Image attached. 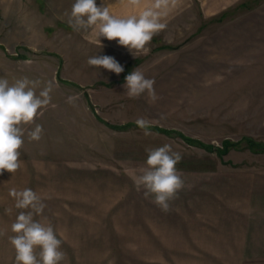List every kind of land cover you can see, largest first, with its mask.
Returning a JSON list of instances; mask_svg holds the SVG:
<instances>
[{"label": "rangeland", "instance_id": "374dc122", "mask_svg": "<svg viewBox=\"0 0 264 264\" xmlns=\"http://www.w3.org/2000/svg\"><path fill=\"white\" fill-rule=\"evenodd\" d=\"M155 2L141 0L132 7L127 0H96L97 6L103 4L118 16L138 15L145 8L160 13L165 27L146 51L134 56L115 40L101 38L103 48H99L93 29L71 26L75 0H0V78L10 85L23 78L38 82L37 95L49 85L52 89L50 103L39 110L34 123L22 126L19 169L62 171L66 186L93 188L104 210L115 214L114 232L129 234V240H135L137 227L133 232L134 225L124 220L121 211L131 213L136 205L129 202H136V197L144 199L145 220L161 224L163 234L173 212L180 214L179 222L188 224L192 215L203 217L202 208H222L228 202L247 205L250 181L264 176L260 150L264 146V0H167L159 8ZM94 55L114 57L124 71L117 75L89 66L87 60ZM129 62L133 66L126 68ZM137 67L155 81L159 99L154 103L147 93L138 98L126 94L123 77ZM140 118L148 122L146 129L137 126ZM105 122L131 125L116 129ZM36 124L43 128L38 141L28 135ZM248 137L255 147L247 145ZM226 141L232 143L219 155L213 148H224ZM165 144L181 154L176 167L184 181L167 212L135 184L146 166V149ZM147 229L151 230L146 227L145 234ZM239 249L234 258H179L168 253L143 261L264 264L263 243H240ZM78 262L135 264L136 260Z\"/></svg>", "mask_w": 264, "mask_h": 264}, {"label": "crops", "instance_id": "0c3cea01", "mask_svg": "<svg viewBox=\"0 0 264 264\" xmlns=\"http://www.w3.org/2000/svg\"><path fill=\"white\" fill-rule=\"evenodd\" d=\"M254 183L250 181L247 205L239 207L237 202H228L222 208L206 211L202 208L203 217L195 219L196 215H190L188 224L179 222L180 214L173 212L168 225L163 226L168 228L163 234L161 224L154 221L149 224L145 220L144 199L136 197V202H129L136 205L131 213L121 211L124 220L134 225L130 228L133 232L137 227L135 240H129V234L114 232L115 214L104 210L93 188L66 186L62 171L34 172L26 167L13 174L5 171L0 175V264H16L15 250L9 240L14 235L11 226L20 211H28L15 207V199L9 195L13 188L18 191L30 188L41 198L45 207L34 214V219L51 224L62 240L65 259L61 264H80L78 260L82 258H126L144 264L146 257L154 260L168 257V253H176L179 258H234L239 256L235 253L240 251V243L264 244V176ZM192 226L197 229L193 230ZM146 227L151 228L147 229L148 234ZM133 242L136 245L130 246Z\"/></svg>", "mask_w": 264, "mask_h": 264}, {"label": "clouds", "instance_id": "9594fccd", "mask_svg": "<svg viewBox=\"0 0 264 264\" xmlns=\"http://www.w3.org/2000/svg\"><path fill=\"white\" fill-rule=\"evenodd\" d=\"M166 3L167 0H156L154 7L159 8ZM127 4L138 7L141 0H127ZM159 17L160 13L153 8H145L138 15L118 16L103 4L97 6L96 0H75L68 22L77 30L93 29L92 34L99 48H103L101 38L115 40L136 56L146 51V45L165 27ZM87 64L117 75L124 71V67L108 55L91 56ZM37 84L38 82L23 78L10 85L7 79L0 78V175L5 171L13 174L21 167L20 149L24 144L22 126L33 124L39 110L51 101V86L45 87L37 95ZM154 84L155 81L146 78L137 67L125 77L124 88L129 98H138L147 93L150 102L154 103L159 99ZM136 123L141 129L148 127V122L143 118ZM42 132V126L36 124L28 135L31 140L38 141ZM149 134L145 131V135ZM146 153V166L135 178V184L138 190L144 189L145 196L152 195L153 203L167 212L169 202L177 198L184 187V181L176 167L182 156L168 144L148 148ZM9 195L15 199L17 209L28 210L20 211L11 226L14 235L9 240L15 250L16 264H61L65 259V253L61 250L62 240L51 224L34 219V214L42 212L45 207L41 198L30 188L19 191L13 188Z\"/></svg>", "mask_w": 264, "mask_h": 264}, {"label": "trees", "instance_id": "16d2710c", "mask_svg": "<svg viewBox=\"0 0 264 264\" xmlns=\"http://www.w3.org/2000/svg\"><path fill=\"white\" fill-rule=\"evenodd\" d=\"M167 47H169V48H172L173 46H167ZM133 66V64H131L130 62L127 64V66H126V68H131ZM127 75H125L124 77H123V79H125V77H126ZM66 82H69L70 83V81H66ZM72 83V82H71ZM107 125H109V126H111V127H113V128H116V129H125V128H127V127H129V125H131V123H126V124H119V125H116V124H111V123H109V122H105ZM153 128V127H152ZM154 128H156V129H159V130H161V131H163V132H170L169 130H165V129H161V128H157V127H154ZM184 139H186V140H188V141H191V142H193V143H195V144H197V145H199V146H201V147H206V148H208L209 147V145L208 144H205V143H203V142H200V141H196V140H194V139H192V138H190V137H187V136H185V135H182V134H180ZM248 139V143H247V145L249 146V147H251V148H253V147H255L256 146V142H254L253 140H251L249 137L247 138ZM231 143L232 142H230V141H226L225 142V146H224V148H213V149H215L218 153H219V155H223L227 150H228V148H229V146L231 145ZM233 145H235L234 143H233ZM260 150L261 151H264V146H262L261 148H260Z\"/></svg>", "mask_w": 264, "mask_h": 264}]
</instances>
